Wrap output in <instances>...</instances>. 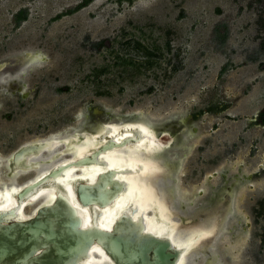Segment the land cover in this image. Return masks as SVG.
I'll return each instance as SVG.
<instances>
[{
    "label": "rangeland",
    "instance_id": "374dc122",
    "mask_svg": "<svg viewBox=\"0 0 264 264\" xmlns=\"http://www.w3.org/2000/svg\"><path fill=\"white\" fill-rule=\"evenodd\" d=\"M27 52L44 61L24 75V97L0 89L1 156L35 137L69 130L79 113L92 127L136 110L160 124L157 133L178 136L182 125L196 127L185 142L193 150L168 177L189 198L196 194L195 204L175 210L192 218L193 227L217 223L225 188L247 175L249 183L234 186L248 236L233 264H264V0H0V62ZM176 111L172 123L164 121ZM173 147L164 152L181 157L184 151ZM224 168L226 182L219 175ZM110 179L84 186L90 200H108ZM43 215L34 226L37 238L56 219L74 224L61 205ZM29 228H0L1 250ZM231 241L225 236L216 246L233 248ZM212 244L194 253L198 263ZM23 253L26 264H38Z\"/></svg>",
    "mask_w": 264,
    "mask_h": 264
},
{
    "label": "water",
    "instance_id": "95a60500",
    "mask_svg": "<svg viewBox=\"0 0 264 264\" xmlns=\"http://www.w3.org/2000/svg\"><path fill=\"white\" fill-rule=\"evenodd\" d=\"M30 56L31 53L27 52L23 57L19 56L16 59L1 61L0 76L8 68L19 70ZM8 87L19 91L21 86L16 81H9V83L0 81V89ZM112 122L115 125L118 123L117 121ZM103 124L105 125L104 133L99 138L103 144H100L96 149L80 158L69 157L56 165L49 166L46 170L35 175L31 181L21 184L22 186H10L5 191L0 189L2 190L0 191V214L4 215L0 220V228L6 230L10 225L20 227L29 225L31 227L25 230L24 233H19L14 238L16 241L14 244L11 246L7 244V246L2 247V250H6L5 253L8 254L3 255L0 248V264L2 263L1 260L8 261L7 264H13L14 261L17 264H26L27 257L23 251L28 253L30 255L29 258L35 260L34 262L37 261L38 264H86L93 258L92 254L95 253L93 252L94 246L98 247L112 264H178L180 262L185 248L176 246L171 236L158 235L148 231V217L145 210L136 205L133 200L128 199L129 179L134 173L143 172L145 165L114 168L110 166L108 159L106 163L101 162L102 158H107V154L129 146H137L141 143L155 142L166 151L174 146L178 136L164 130L157 133V128L155 127L153 129H143L142 125L132 124L122 126L118 132L112 133L111 130L115 126L110 122ZM83 135H80L81 139ZM46 150L47 147L43 143L21 146L14 152L12 157L14 169L20 167L18 162L23 157L40 154ZM94 158L96 161L93 160ZM157 161L165 170L155 180L153 179V185L159 179L172 177L170 173L172 165L168 162L166 163L163 155L161 158L160 154ZM86 169L97 170L93 180H90L89 176L82 175L80 172ZM74 170L78 172V174L76 173L77 175L72 174ZM108 174L111 175V183H107L106 187L112 190L113 193L104 202L90 200V195L84 186L97 185L100 178ZM60 180H65L66 184L72 187V194L66 188L64 190L62 184L59 185ZM116 183L119 185L118 189L114 185ZM157 190L159 193L162 192L160 189ZM49 191L55 193L53 200L50 203L40 205L32 216L24 218V209L30 200L32 201L38 195ZM166 195L168 196L166 204L170 205L173 195L169 191ZM126 197L127 199L125 200L128 201L123 205L122 200ZM13 198H15V203L11 207L6 208L8 201ZM74 198L76 203L73 201ZM226 199L229 205H224L220 209V217L217 219V228L214 233L218 229L221 230L223 228V218L228 208L231 211V197L227 196ZM58 205L68 209L69 217L74 220V224H62L63 218L56 219L54 224H46L44 228H41L40 237L37 238V235L34 234V230H37V228L34 226L39 223L40 219H43V213L52 211ZM116 206L118 214L110 222L111 229L99 225V220L104 216L105 211ZM171 210L173 211V217H178L181 221L189 218L179 215L175 208ZM84 211L90 213V223L87 226H84L85 218L81 214ZM58 221L61 223H58ZM127 223L130 224L129 229L126 231L124 226ZM162 223L168 225L166 221H162ZM212 238L211 234L210 239ZM1 239L3 240V238ZM7 243H9V240ZM206 243L212 242L207 241Z\"/></svg>",
    "mask_w": 264,
    "mask_h": 264
},
{
    "label": "bare ground",
    "instance_id": "6f19581e",
    "mask_svg": "<svg viewBox=\"0 0 264 264\" xmlns=\"http://www.w3.org/2000/svg\"><path fill=\"white\" fill-rule=\"evenodd\" d=\"M31 56L27 58V61L23 63V66L13 75L4 76L2 74L0 76V81H16L20 84L19 93L21 96H25V84L23 82V77L27 73V71L32 70L34 67L39 65L44 61V56L39 53L29 52ZM19 81V82H18ZM22 81V82H21ZM178 112H171L169 114L170 119H165L164 121H168L172 123L175 118H177ZM141 113L137 110L131 115L120 116L116 121L117 125L110 122L115 128H113L112 133L118 132L122 126L125 125H142L143 129H153L160 128V124L157 121H152L147 118H141ZM82 114L79 113L76 116L77 125L71 126L69 130L60 131L57 133L49 134L46 137H35L30 141L25 142L23 145L31 144H41L43 143L47 150L42 153L32 154L31 156L23 157L19 163L20 167L14 169V165L12 163L13 153L8 156L0 155V189L6 190L10 186L19 187L21 184L31 181L35 175L40 173L41 171L46 170L49 166L56 165L61 161L69 157H73L74 159L80 158L85 154L91 152L96 149L100 144H103L100 141V136L104 133L105 125L102 124L100 126H89V124L82 119ZM184 123V121H183ZM89 128H92L89 131ZM181 132L178 135L177 142L174 145V149L183 150L184 153L179 157L178 153H166L164 149L153 143H141L137 146H129L122 150H116L110 154H107V158L110 159V166L114 168H123V167H136L137 163H143L145 165L143 172L134 173V175L129 179L130 189L128 199L133 200V202L144 209L146 215L148 217L147 220V230L152 233H157L158 235H168L171 236L174 244L176 246H183L185 248L184 255L178 264H233L234 261L237 260L239 255L242 253L243 248L245 247V242L248 236V223H241L242 216L237 213L235 209V202L233 200L234 196V186L236 184L237 188L242 186L245 183H249V177L247 175H240L233 177L235 180L232 187L225 188L227 191L230 190L231 194V211L227 210L226 215L223 218V228L218 229L216 233L217 223H211L209 226H192V218L184 219L181 221L180 218H173V208H185V205L193 206L195 203L194 199L196 194H193L192 198L188 197V192L185 190H180L177 185V179L168 178L170 180L159 179L153 185V181L155 178L161 174L165 169L162 165H160L157 161L158 156L161 154V158L163 153L168 157L165 158L166 163L168 162L172 167L180 172L181 165L185 160L186 156L194 148V145L187 146L185 142L190 139L193 135L196 134V127H192L189 125H182ZM93 130V131H92ZM84 134V135H83ZM80 135H83V138H80ZM22 145V146H23ZM96 171L93 169H86L82 173V175L89 176V179L93 180L96 176ZM72 174L77 175V171H72ZM79 172V173H80ZM176 172V174L178 173ZM77 173V174H76ZM171 173V170H170ZM32 174V177H28L26 181L23 183H19V180L22 177L29 176ZM175 174V177H176ZM228 174L227 169H222L219 172V175L223 178V182H226V175ZM154 179V180H153ZM232 179V178H231ZM62 184L67 191L72 194V187L69 184H66L65 180H60L59 185ZM156 186V187H155ZM221 184L218 185V188L223 190ZM212 193L214 195L215 189L211 187ZM16 189V188H15ZM157 189H160L162 192L159 193ZM0 190V191H2ZM171 193L173 195V199H171V204L167 205L166 200L168 199L167 193ZM1 193V192H0ZM54 192L49 191L48 193H42L33 199L27 204L26 208H30L28 212L24 209V218L32 216L35 213L37 207L43 204L50 203L54 198ZM8 196V195H7ZM14 197V196H12ZM1 198V195H0ZM124 198L122 200L123 205L127 203L128 200ZM74 203H76V199H73ZM15 203V198L8 201L6 204V208L12 206ZM117 206L113 209H107L104 213V216L99 220V225L102 227H107L111 229V224L113 218L118 214ZM82 217L84 216V226H87L90 223V213L88 211H84L81 213ZM160 219V220H159ZM176 219V220H175ZM180 220V221H179ZM162 221H166L168 225L162 223ZM189 221V222H188ZM186 222V223H185ZM236 223V224H235ZM187 225V230L182 226ZM191 225V227H189ZM214 233V235H213ZM212 234V239L211 238ZM225 236H229L231 238V243L234 244L232 246L224 247V249L217 248L216 244L218 241L223 240ZM210 239V240H209ZM212 242V246L208 251V255L206 254V259H204V263H198V256L194 254L201 247H206V242ZM209 244V243H208ZM92 260L88 261L86 264H112L110 260L102 253L98 247H93ZM213 258V259H212Z\"/></svg>",
    "mask_w": 264,
    "mask_h": 264
},
{
    "label": "flooded vegetation",
    "instance_id": "af4514ba",
    "mask_svg": "<svg viewBox=\"0 0 264 264\" xmlns=\"http://www.w3.org/2000/svg\"><path fill=\"white\" fill-rule=\"evenodd\" d=\"M181 130H182V129H179V131H178L177 133L180 134ZM230 187H232V186H230ZM229 193L231 194L230 190L226 191V194L224 195L225 205H229V203L226 201V200H227V199H226L227 196H230ZM223 207H224V206H223ZM223 207H222V208H223ZM225 210H226V209H225Z\"/></svg>",
    "mask_w": 264,
    "mask_h": 264
},
{
    "label": "trees",
    "instance_id": "16d2710c",
    "mask_svg": "<svg viewBox=\"0 0 264 264\" xmlns=\"http://www.w3.org/2000/svg\"><path fill=\"white\" fill-rule=\"evenodd\" d=\"M263 122H264V118H263Z\"/></svg>",
    "mask_w": 264,
    "mask_h": 264
}]
</instances>
